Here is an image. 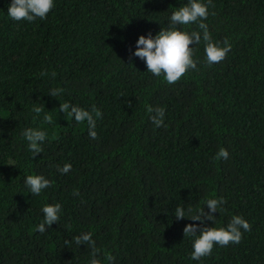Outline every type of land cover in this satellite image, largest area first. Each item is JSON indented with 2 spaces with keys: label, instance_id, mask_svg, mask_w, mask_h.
I'll use <instances>...</instances> for the list:
<instances>
[{
  "label": "trees",
  "instance_id": "1",
  "mask_svg": "<svg viewBox=\"0 0 264 264\" xmlns=\"http://www.w3.org/2000/svg\"><path fill=\"white\" fill-rule=\"evenodd\" d=\"M9 3L0 0V264H88L90 248L72 239L83 232L103 264L105 254L112 264H264V0H212L204 22L231 50L208 65L201 40L197 69L172 84L131 52L187 0H56L33 22L10 19ZM66 100L92 112L95 139L58 110ZM146 106L164 107L166 126ZM28 127L48 133L35 157L21 136ZM221 147L226 160L215 158ZM28 174L51 186L31 196ZM210 197L225 203L207 225L242 215L250 230L194 261L183 234L193 221L173 212ZM57 202L59 221L38 232L42 206Z\"/></svg>",
  "mask_w": 264,
  "mask_h": 264
},
{
  "label": "clouds",
  "instance_id": "2",
  "mask_svg": "<svg viewBox=\"0 0 264 264\" xmlns=\"http://www.w3.org/2000/svg\"><path fill=\"white\" fill-rule=\"evenodd\" d=\"M56 0H10L7 7V16L14 21L33 22L37 18L44 20L49 12L55 7ZM212 0H187V3L176 7L171 11L167 20V27H162L153 35L151 32L141 34L135 40V48L131 52L133 57L142 60L146 65V71L155 77H162L167 84H172L181 78L189 69L196 70L198 60L193 57V46L203 40L205 62L208 65L219 63L231 50V43L226 39L221 45L213 41L208 32V26L204 22L209 15V8ZM189 25H196L199 30H185ZM192 45V46H190ZM62 89L55 88L48 92L52 97H57L62 93ZM60 112L67 113L74 121L84 122L88 126V135L92 139L97 137L95 130V117L89 110L79 107L70 101L59 103ZM149 119L156 128L166 126L164 124L165 109L162 106H146ZM32 111L39 116L43 109L34 106ZM99 116V113H96ZM43 120L51 121V116L44 113ZM48 133L40 128H24L21 136L27 142V150L32 157L43 152L44 144ZM227 149L221 147L215 154L216 159H228ZM70 163L57 166L61 173H68L71 169ZM24 184L31 196H38L43 190L51 186V181L43 174H28L24 177ZM225 200L223 197H210L203 201V205L186 208L178 204L173 212L177 219L190 218L193 223L185 224L183 228L184 236L192 240V251L190 258L199 261L202 257L209 255L214 245L228 246L238 244L244 232L250 230V224L242 215H233L227 225H215L216 212L223 211ZM207 206V211L205 210ZM60 203H46L42 206L43 222L36 225V230L40 233L46 231V226L51 227L54 222L59 221L61 215ZM198 222V223H197ZM77 246L82 243L90 248L88 264H103L100 259L101 249L97 248L96 242L92 239L91 232H83L72 238ZM112 256L105 254L104 260L107 264H112Z\"/></svg>",
  "mask_w": 264,
  "mask_h": 264
}]
</instances>
